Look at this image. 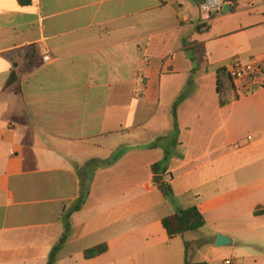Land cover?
<instances>
[{"label": "crops", "instance_id": "1", "mask_svg": "<svg viewBox=\"0 0 264 264\" xmlns=\"http://www.w3.org/2000/svg\"><path fill=\"white\" fill-rule=\"evenodd\" d=\"M235 2L207 17L195 0H0V264H48L55 247L54 264L194 263L200 230L161 225L192 206L204 225L224 212L201 262L243 264L217 260L218 235L264 252V89L217 94L219 69L264 58V0ZM188 40L208 58L192 79Z\"/></svg>", "mask_w": 264, "mask_h": 264}, {"label": "trees", "instance_id": "2", "mask_svg": "<svg viewBox=\"0 0 264 264\" xmlns=\"http://www.w3.org/2000/svg\"><path fill=\"white\" fill-rule=\"evenodd\" d=\"M197 2H202L205 0H195ZM226 2H232L235 5V0H225ZM209 24L198 25L194 28L196 33H204L209 30ZM182 50L185 53L186 57L192 64V69L190 72V79L196 76L199 73H206L208 71V58L206 53V48L204 43H199L195 41H185L182 46ZM13 77H9L7 84L12 82ZM190 82V80H189ZM234 93V88L232 85L231 78L225 68H221L217 71V94H218V104L220 107L225 106L229 102V95ZM235 94V93H234ZM183 95H180L176 101L173 103L171 110V118L173 122V130L176 129V115L175 110L179 103L182 101ZM164 141L165 137H160L158 140ZM168 152L165 151V156L167 157ZM158 166L154 165L151 167V171L153 173V183L156 188L160 191L162 196L168 200L173 198L172 191L168 183L163 182L161 177H157ZM88 193L86 183H81V188L79 192V197L77 199L76 204L66 212V218L68 219L69 215L75 211L80 209V205L82 204L84 198ZM255 215H264V209L258 210L254 212ZM204 217L199 212L197 207L192 206L186 209L178 210L173 215L165 217L161 220L162 228L165 230L167 237L172 239L176 236H182L185 233L193 232L201 229L204 226ZM66 230H68V226H66ZM62 241V240H61ZM191 242L185 243V249L188 252L191 249ZM106 245H98L84 252L85 259H91L103 254L106 251ZM57 248L55 247L48 259V264H54L55 255ZM187 264H206L205 262H194Z\"/></svg>", "mask_w": 264, "mask_h": 264}, {"label": "built area", "instance_id": "3", "mask_svg": "<svg viewBox=\"0 0 264 264\" xmlns=\"http://www.w3.org/2000/svg\"><path fill=\"white\" fill-rule=\"evenodd\" d=\"M228 4L225 0H205L199 3V10L209 17L213 13L221 14ZM44 60L51 62L53 58L47 54ZM226 70L231 78L235 94L245 95L264 89V58L246 63L234 61ZM223 264H232V261L226 259Z\"/></svg>", "mask_w": 264, "mask_h": 264}, {"label": "rangeland", "instance_id": "4", "mask_svg": "<svg viewBox=\"0 0 264 264\" xmlns=\"http://www.w3.org/2000/svg\"><path fill=\"white\" fill-rule=\"evenodd\" d=\"M256 4L258 2V0H255ZM225 13L229 12L228 7H226L224 9ZM170 142V139L166 142H163L164 145L168 146V143ZM231 150H234L233 147H230ZM240 211H242V208H239ZM224 213V212H222ZM221 213V214H222ZM221 214H219V212H215L214 214H212L211 217L212 220H210L209 222H207V224L204 225L203 228L199 229L200 233L202 236L199 237V241H197L196 243L191 245V248L193 249V259L194 262H201V261H205L206 257H210V259H212L214 256L213 254L210 252V247L212 245V240L215 236V228H213V224L214 222L219 218L218 216H220ZM227 215V214H224ZM242 219L245 220V217H243ZM231 232H236V231H244V230H228ZM194 236V235H193ZM191 237V239H194V237ZM198 235H195V237ZM237 248L236 253L234 252V250ZM216 250L218 251V256L216 257L217 260L226 257V258H231L233 259V257L236 256H241L243 258L242 262L243 264H252L253 260H261L262 258H260V255H264V252L262 251H258L254 246L252 245H245V244H240V245H220L216 247ZM235 253V254H234Z\"/></svg>", "mask_w": 264, "mask_h": 264}, {"label": "water", "instance_id": "5", "mask_svg": "<svg viewBox=\"0 0 264 264\" xmlns=\"http://www.w3.org/2000/svg\"><path fill=\"white\" fill-rule=\"evenodd\" d=\"M229 243H230V241L227 238H225V237H223L221 235H218L217 238H216V241H215V245L216 246L226 245V244H229Z\"/></svg>", "mask_w": 264, "mask_h": 264}]
</instances>
